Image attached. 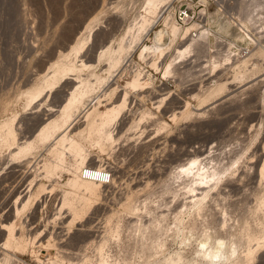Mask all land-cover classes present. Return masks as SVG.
Returning a JSON list of instances; mask_svg holds the SVG:
<instances>
[{
  "label": "rangeland",
  "instance_id": "obj_1",
  "mask_svg": "<svg viewBox=\"0 0 264 264\" xmlns=\"http://www.w3.org/2000/svg\"><path fill=\"white\" fill-rule=\"evenodd\" d=\"M146 1L0 0V134L11 121L17 141L33 139L41 119L48 115L59 118V109L71 92L68 83L77 84L78 77L92 74L88 81L93 91L79 106L74 136L82 140L91 161L112 170L110 185L101 188L82 222L68 228L63 225L65 219L59 220L58 227L69 237H58L55 249L60 252L46 250V258L58 257L62 264H97L98 243L107 237L102 253L108 264H165L180 254L182 261L176 264H211L200 258L199 244L206 240L214 247L222 240L227 246L236 244V254L212 264H264V248L245 262L246 246L255 248L256 243L247 245L239 239L244 229L257 238L264 233V205L260 204L264 185L259 175L264 160V40L252 36L256 41L252 49L258 45L261 50L255 49L248 60L237 55L238 60L230 66L224 62L230 56L216 55L214 48L218 65L214 70L210 53L198 56L193 51L173 62V48L156 60L153 54L143 52L140 44L152 43L163 19L149 18L157 23L141 43L135 45L130 40L141 18L147 17ZM254 25L251 22L250 26ZM232 37L244 44L243 34ZM181 43L180 38L176 46ZM211 44L215 46L212 39ZM110 56L117 60L111 68ZM81 64L89 68L80 69ZM68 66H75L72 72L57 75L56 84L46 85L57 67ZM138 72L151 81L152 89L131 87ZM212 89L214 93L208 95ZM124 90L128 93L127 110L112 130L114 135L126 133V138L108 151L87 135ZM37 91L42 95L31 101V94ZM97 97L98 102L87 107ZM161 99L164 102L157 109ZM82 113L86 118L81 120ZM141 118L143 122L126 132ZM9 152L0 138V190L13 187L0 191L6 204L33 179L35 160L42 164L54 160L41 146L18 160H12ZM193 156L202 160L201 168L221 178L216 189L220 188L221 194L213 189L201 214L195 213L191 195L177 179L179 165H186ZM65 161L73 164L75 158L67 154ZM68 168L64 165L57 170L55 185L62 186L72 178ZM185 181L187 185L189 180ZM60 189L55 191L59 198ZM131 205L136 207L135 213L128 210ZM27 254L34 255L31 251Z\"/></svg>",
  "mask_w": 264,
  "mask_h": 264
},
{
  "label": "bare ground",
  "instance_id": "obj_2",
  "mask_svg": "<svg viewBox=\"0 0 264 264\" xmlns=\"http://www.w3.org/2000/svg\"><path fill=\"white\" fill-rule=\"evenodd\" d=\"M170 2L171 0H147L145 5V12H146L145 16L147 17L143 16L141 18V21L137 25L138 27L136 28L135 31H132L130 35L131 37L130 40H132V44L136 45L141 41V39L145 34L148 36V29L152 25L154 26V24L157 23L154 20L150 21L149 18L156 20L159 19L160 17V19H163L164 22L161 25V28L154 31L152 43L151 41H150L151 44H145L143 42L142 43L140 42L141 43L140 47L142 48L143 52L153 54L156 60H158L163 53L173 48L175 51L173 62H176V59L181 60L185 58L186 56L190 55L193 51H197V53H199L198 56L200 54L203 55L204 53L205 54L210 53L211 54L210 58L213 59V63H211L210 65L214 70L215 68L218 67L217 62L214 63V51H212L214 50V48H217L216 55L228 54L230 56V58L229 57L225 58L226 56L225 55L224 56L225 60L223 59L224 62H228L227 66H230L231 62L234 63V59H236V57L234 56L239 55V57H242V59L248 60V58H250V56L252 55L255 49L256 52L261 50L260 46L257 45L254 49L252 48H251L252 50L249 49L245 55H242L240 52L236 54H232L231 53L232 50L230 48L232 46L231 41H228L227 43L223 42L221 37L217 33H213L212 31L204 27H200L198 22H193L185 27H179L173 19V15L169 6ZM239 21H240V29L245 33V35L243 34L244 35L243 39L242 38L241 39L244 40L245 37H247L249 38V41L255 43L256 41H254V39L252 38L251 33L248 32V28H249L248 25H250L251 22L252 25L256 23L254 18L249 15L245 17H239ZM225 28L226 25L219 26L220 30ZM192 31L196 32L195 36L192 35ZM260 37L261 35H258V39H256V37L255 39L261 41ZM180 38L182 40V43L179 46H176ZM211 39L213 40V43H215V46H212ZM187 43L188 46H186ZM208 47H210V49H208ZM71 51H75V50L72 49ZM117 53H119V51ZM237 60L238 59H236L235 62ZM107 61L109 68H111L112 63L117 62V60L111 58V56ZM171 65L172 63L167 67L165 74L169 72ZM74 67L73 66H68L64 68L57 67L55 71V75L46 80V85L48 87L53 86L54 84H56L55 81H58L56 80L57 75L62 77L64 73L72 72ZM79 68L88 69L89 67L86 68L84 64H81ZM90 75L87 76L88 78L85 79L78 77L77 84L76 82L68 83V86L70 88L69 90L71 92H69V98L67 99L65 105L59 109V113H60L59 118L58 117L53 118V115H48L47 119L45 120L41 119L40 123L38 124L37 133L33 139L29 138L21 143L17 141L15 134L16 132H14V128L11 127V123H12L11 121L8 124H6L4 127L6 131L0 134V138L2 139V141L9 146V149H11L9 155L12 160H18L20 158H24L29 155H32L37 150L38 146L46 148V151L49 152L48 154L54 156V160L49 163L44 162L42 164L43 162L42 160L38 162L35 160L34 162L35 171L33 172L34 173L33 179L31 178L27 181V184L25 186V188H27L26 191L23 193V195H20L21 193H19L15 198L13 195L12 197L13 199H11L10 202V213L2 225L4 231L1 234V238H0L1 241L0 252L2 255V257L0 258V264H12L11 258L14 257V255H16L17 253L26 255L27 252L30 251L34 253V255H30L32 259L36 260L40 264H62L63 261L58 257H55L50 260H47V258L42 260L40 259L41 257L38 256L37 254L38 249L33 252L32 249L34 247L38 246L39 248L40 246L42 247L43 245L44 246L42 249H46V250L53 249L56 250L57 252H60V249L59 248L55 249V247H57L55 245L56 242H52L50 239H48L46 242L42 240L44 237H46L45 223L43 224L45 225L43 228H41L42 225L40 223L37 229H35L34 231H30V228H28L29 224H27L26 222L27 217H29L28 213L33 212V210L36 209L38 201L41 199L43 194L47 192L55 193L57 187H60L61 189L59 191L61 195L59 198V203L58 205L56 204L57 208L55 206V210L57 209V211L50 213L46 217V219L48 221H50V219H52L53 221L55 219H58V222L60 219H65V223L63 225H66L65 227L68 226L69 228L70 226H74L77 223L83 221L84 217L87 214L88 209L97 200L101 188L108 187L96 181L82 178L81 173L84 169H87L89 167H101L102 165L100 164L98 165L96 164L95 161L93 160L91 161V159H89V153L87 152L85 145L82 143V140L74 136V128L76 125L73 126V124L78 121L77 117L79 115L78 113L79 106L86 97L92 94L93 91L92 88L89 86V81H88ZM106 83H108V81H106ZM131 87L135 89L150 90L152 89V83L151 81H149V79L145 80L143 75L138 72L137 74L134 75V78L131 82ZM107 88L108 90H110L111 85L110 86L107 85L106 89ZM222 89L223 86L219 87V90ZM37 92L32 93L31 99L30 98L28 99L32 101V99H36L42 95L41 91H39L38 93ZM213 93H214V89L208 91V95H211ZM211 96L207 98H210ZM95 100H97L95 102L96 104L99 98L98 97L93 98L87 107H90ZM163 102L164 99H161L157 103L158 105L157 109L161 107ZM127 103H128V93L124 90V92L120 94L119 97H117L112 104H110L108 107L104 109L105 111L103 112L101 119L98 121L96 119L97 121L96 125L90 127L89 135L87 136L91 137L93 142H98L106 146L107 150L110 147H112V145H114L115 142L121 141L123 138H126V133L120 134L119 131L118 134L114 135V131L112 129L114 126L115 127L117 126V123L122 113L125 110H127V105H128ZM86 113H82L81 120L86 118ZM142 120L143 118H141L139 122L133 121L132 123L134 127L132 126V128H129V130H127L126 132H130L132 129L137 127ZM95 128H98V130L96 131ZM103 150H105V148ZM67 154L75 158V162L73 164L66 165L65 156ZM187 162L186 165L183 164L181 166L179 165L177 170V179H181L183 181L182 182L183 190L186 191V194L191 195L192 208L193 210L195 209L196 211L195 213L201 214V212L205 208L206 200L211 198V197L209 198V196L212 190L214 189L215 193L219 191L220 188H218V190L216 189L218 185L221 183V178L220 176H218L219 174L215 172L213 174H209L206 171V169L204 170V168H201L202 160H200L197 156H193V158H191ZM28 163L31 162H27L26 164ZM261 163L262 164L259 169V175L264 185V160ZM64 165L65 167L66 166L69 167L68 169L72 174V178L69 179L64 185L57 186V183L55 185L54 184L55 181H53L54 176H56L57 170L63 168ZM39 169H41V171L38 175V173L36 172H38ZM42 180L48 183V185L46 183H43ZM185 180L187 181L189 180V183L187 185L185 184L186 182ZM203 186L204 187L206 186L207 189L204 190L205 188L203 189ZM5 188L7 189H3L4 192L9 191V189L13 187L9 188V186H5ZM198 190L201 191L199 194H196ZM217 195L219 196L218 193L216 194V196ZM260 204L264 205V201L261 200ZM128 210L132 213H135L137 211L136 207L133 205L129 206ZM33 217H35V215ZM31 219L32 218H30L29 220ZM42 221L45 222V218H42ZM262 234L264 235V233ZM263 235L262 238H257L251 236L249 233H247L245 229L243 230V232L239 237L240 242L242 243L245 242L247 245L251 244V242L256 243L255 248L251 246H246L247 248L244 251L245 262L252 261L255 253L264 248ZM103 239L104 237L101 238L100 240L101 242L98 243L99 244L98 253L100 254L99 255L100 257L97 264H108L104 254L102 253L103 248L105 246V241ZM205 241L200 242L199 244L200 253L199 252L198 253L201 256L200 258L208 263L211 264L215 263L216 260H219L221 258L229 259L235 256L236 254V247H235L236 244H234V247L227 246V244L224 241L217 240V242L213 245L214 247L212 246L210 247L208 246L209 245L208 242ZM180 255L173 257L175 259L170 258L165 260V264H176L178 262H181L182 257ZM58 256L60 255L58 254Z\"/></svg>",
  "mask_w": 264,
  "mask_h": 264
},
{
  "label": "built area",
  "instance_id": "obj_3",
  "mask_svg": "<svg viewBox=\"0 0 264 264\" xmlns=\"http://www.w3.org/2000/svg\"><path fill=\"white\" fill-rule=\"evenodd\" d=\"M170 9L173 15L175 23L179 27H185L193 22H198L200 27H204L213 33H217L223 42H232L230 47L232 54L240 52L245 55L254 44L249 41V38L245 37L244 44H239L236 37H232L235 34L245 33L240 29L239 17L251 16L256 21L252 27L248 25V32L252 36L258 39V35H261L260 39L264 40V0H172L170 3ZM238 24V25H237ZM220 25H226L225 29L220 30ZM196 32L192 31V35L195 36ZM212 37V36H211ZM236 57V56H234ZM82 178L96 181L104 186L110 185V179L112 178V170L109 166L101 167H89L84 169L81 173ZM27 181L21 187V194H23L27 188H25ZM3 190V189H2ZM0 190V191H2ZM59 200V195L51 192L43 194L38 201L37 207L33 212H29L27 217V224L30 231L37 229L41 223L43 228L45 226V236L42 240L47 241L50 239L52 242H56L58 237L68 239L69 234L65 233L63 228L58 227V219L54 221L50 219L48 221L46 217L55 211V206ZM50 205V209L49 208ZM52 209V211H51ZM10 213V203L6 204L0 198V238L3 233L2 225L5 219ZM35 215V217H33ZM32 218L31 220H29ZM45 218V222L42 221ZM65 228V227H64ZM60 230V232H59ZM54 239V240H53ZM63 240V241H65ZM62 241V242H63ZM1 247V241H0ZM35 250L38 246L34 247ZM49 251L55 250L50 249ZM38 256L46 259V249L40 248L37 252ZM72 255L73 253H66ZM2 257L0 252V258ZM28 260V261H27ZM12 264H40L36 260H33L30 255L16 254L11 258Z\"/></svg>",
  "mask_w": 264,
  "mask_h": 264
}]
</instances>
